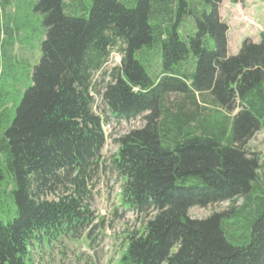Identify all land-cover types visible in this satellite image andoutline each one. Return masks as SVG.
I'll use <instances>...</instances> for the list:
<instances>
[{
  "label": "trees",
  "instance_id": "obj_1",
  "mask_svg": "<svg viewBox=\"0 0 264 264\" xmlns=\"http://www.w3.org/2000/svg\"><path fill=\"white\" fill-rule=\"evenodd\" d=\"M80 2L38 0L42 56L11 126L0 130V214L7 220L0 217V264H36L45 240L80 237L93 224L90 185L106 166L93 77L119 44L121 66L97 95L110 114L147 121L114 140L118 151L108 162L123 183L125 207L146 217L125 233L119 264H264L261 164L249 149L264 129V31L259 44L247 40L230 57L223 0H93L88 19ZM190 17L197 34L182 38ZM157 45L163 71L155 85L141 55ZM171 95L184 101L170 102ZM206 96L214 108L202 120L198 100ZM223 203L230 212L189 217L191 209ZM248 219L251 241L237 247L230 239Z\"/></svg>",
  "mask_w": 264,
  "mask_h": 264
},
{
  "label": "rangeland",
  "instance_id": "obj_2",
  "mask_svg": "<svg viewBox=\"0 0 264 264\" xmlns=\"http://www.w3.org/2000/svg\"><path fill=\"white\" fill-rule=\"evenodd\" d=\"M80 1L86 7L85 17L88 19L93 0ZM37 4L38 0H0V117H6L2 122L1 131H5L11 126L16 116L17 107H19L26 91L32 87V75L42 56V44L46 39V29L44 15L36 10ZM203 9V6L198 7L201 12ZM205 11L210 13L207 8ZM76 16L78 17V15ZM220 17L224 23L231 27L228 34V55L230 57L237 56L243 43L247 40L259 44L260 33L264 31V0H239L238 3H233L232 0H223ZM180 29L182 38L195 36L197 29L194 18L190 17L185 20ZM208 49L215 50V43L212 39L208 40ZM112 53L119 61L122 45L119 44L111 51L102 71L94 74L93 92L98 98L95 105L97 113L104 110V104L97 95L98 92L103 93L104 88L113 82L111 77L114 70V61L111 63ZM141 63L152 81L160 78L163 71L162 47L157 45V48H144ZM186 67L188 72L194 71L192 64ZM169 100L176 104H182L184 98L171 95ZM179 100L182 102L179 103ZM184 104L186 110L192 109L188 101ZM198 105L202 120L211 118L210 110L214 108L211 98L207 97L203 101L200 97ZM205 108L206 111H204ZM236 113L237 111L230 115L231 119ZM102 115L106 117V115ZM107 124L109 125L107 129L109 142L102 153L106 166L101 168L96 180L90 185L91 191L94 193L92 210L98 218H105L104 223L98 226L97 230L91 231V236L94 239L91 244L84 243L82 240L73 241L69 238L59 239L50 246L45 242L46 245L41 246L42 248L39 247L40 251L36 252V264H119L120 257L125 251L122 246L125 233L133 231L134 228H141V224L145 221V216L137 218L134 214L124 211L125 208L121 205L120 198L122 181L117 174L112 173L108 162L118 151V144L114 140H118L133 130L145 127L147 121L144 116L132 123L110 118ZM249 149L260 158L259 181L262 183L263 189L264 129L255 135L249 144ZM1 168L6 171L4 164L1 165ZM4 175L8 178L6 173ZM242 204L243 200H239L234 208H239ZM231 207V203H223L205 208H194L189 211V217L195 221H205L214 214L230 212ZM0 217L4 222H7L3 213L0 214ZM249 229L250 221L248 219L247 223H240L234 230V236L229 238L230 242L237 247L248 245L252 235V230ZM88 244L89 250L86 248Z\"/></svg>",
  "mask_w": 264,
  "mask_h": 264
},
{
  "label": "crops",
  "instance_id": "obj_3",
  "mask_svg": "<svg viewBox=\"0 0 264 264\" xmlns=\"http://www.w3.org/2000/svg\"><path fill=\"white\" fill-rule=\"evenodd\" d=\"M228 27H229V32H230V29H231L230 25H228ZM228 34H229V33H228Z\"/></svg>",
  "mask_w": 264,
  "mask_h": 264
}]
</instances>
